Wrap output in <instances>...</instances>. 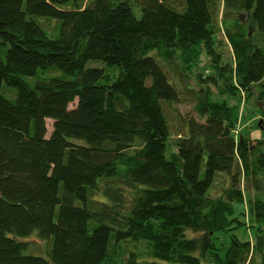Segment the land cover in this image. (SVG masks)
<instances>
[{
  "label": "trees",
  "instance_id": "trees-1",
  "mask_svg": "<svg viewBox=\"0 0 264 264\" xmlns=\"http://www.w3.org/2000/svg\"><path fill=\"white\" fill-rule=\"evenodd\" d=\"M220 1L0 0V264H264V138L237 132L242 98L264 102V0H222L229 61ZM204 56L218 97L190 83ZM183 100L204 120L172 140L164 104Z\"/></svg>",
  "mask_w": 264,
  "mask_h": 264
},
{
  "label": "rangeland",
  "instance_id": "rangeland-1",
  "mask_svg": "<svg viewBox=\"0 0 264 264\" xmlns=\"http://www.w3.org/2000/svg\"><path fill=\"white\" fill-rule=\"evenodd\" d=\"M216 14H217V21L216 25L218 26L216 28V38H217V45L218 50L222 54V60L229 61L233 59V51L232 48L227 40V37L225 35L224 31V24L222 23V16L224 7L222 4V0L219 2V5L215 8ZM38 22L43 26L45 31L50 37H56L59 35V23L58 20L55 18L50 17H37ZM156 54V52H154ZM180 59H176V62H179ZM208 63V58L204 56L201 62V67H195L197 65H194L192 68V72L189 73L191 76L190 83L196 87H205L210 88L213 93V97H218L219 90H222L219 86H216L213 83L209 82H199L197 79V73L200 71L202 74L209 75L212 73V69L210 67H204ZM88 67L91 66H106V63L104 61L100 60H90L87 64ZM210 70V71H209ZM171 73V72H169ZM114 78H117V73L115 71L113 72ZM57 75H63V73L58 70L57 68H50V69H44L39 70L38 73L35 76L32 77H26V79L32 84L35 85V83L39 80L47 79L51 76H57ZM172 77L173 74L171 73ZM222 87V86H221ZM259 88V85L256 86L255 92H257ZM1 93L7 97L8 99L12 101H16L17 99V88L14 86L9 85L7 82H3L1 86ZM245 97V96H244ZM242 98V102L240 104V112H239V129L237 130L238 134L244 133L246 135H250L253 138H264V131L261 129L262 122H264V102L258 100L257 93H255L249 100L246 98ZM237 101V99H236ZM165 107V113L169 120L171 129H172V140L176 139L178 137L177 130L179 128H182V122L184 118L189 116H195L198 119H203L199 116V114L195 111L194 103L190 102L188 100H183L178 104H164ZM204 120V119H203ZM48 127L51 131L53 120L48 119ZM263 126V125H262ZM229 185V179L228 177L221 176L218 179V183L215 186L213 190L214 195H219L222 191V189ZM245 221L249 220L248 215L245 216ZM249 222V221H248ZM250 224H252L250 222ZM242 227L240 230L237 231V235L242 240H249L252 244L255 242V236H254V228L251 227L247 229L246 231ZM34 236H30L27 240H24L26 243H28L27 252L28 253H34L42 256H48V251L51 247L52 239H41L36 234H33ZM229 243V238L227 235L220 234V237L218 238V244L227 245ZM130 249L135 250L136 248L134 246H130Z\"/></svg>",
  "mask_w": 264,
  "mask_h": 264
},
{
  "label": "crops",
  "instance_id": "crops-1",
  "mask_svg": "<svg viewBox=\"0 0 264 264\" xmlns=\"http://www.w3.org/2000/svg\"><path fill=\"white\" fill-rule=\"evenodd\" d=\"M252 138H253V136H252ZM253 139H256V138H253Z\"/></svg>",
  "mask_w": 264,
  "mask_h": 264
}]
</instances>
